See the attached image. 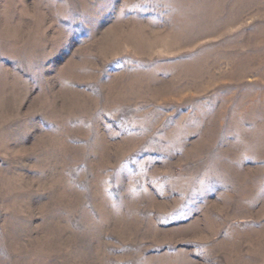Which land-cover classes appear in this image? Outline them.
Wrapping results in <instances>:
<instances>
[{"label":"rangeland","instance_id":"obj_1","mask_svg":"<svg viewBox=\"0 0 264 264\" xmlns=\"http://www.w3.org/2000/svg\"><path fill=\"white\" fill-rule=\"evenodd\" d=\"M0 264H264V0H0Z\"/></svg>","mask_w":264,"mask_h":264}]
</instances>
